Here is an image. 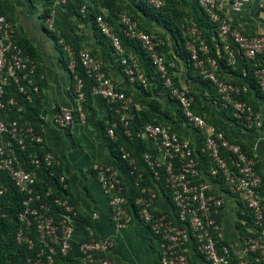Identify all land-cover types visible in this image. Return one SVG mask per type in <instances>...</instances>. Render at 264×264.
<instances>
[{"label": "built area", "instance_id": "1", "mask_svg": "<svg viewBox=\"0 0 264 264\" xmlns=\"http://www.w3.org/2000/svg\"><path fill=\"white\" fill-rule=\"evenodd\" d=\"M243 1L196 0L215 26L216 33L211 36L213 56L192 18L185 21L183 35L193 71L213 87L219 105L240 126L250 129L263 126L264 118L240 99L250 92L249 85L238 84L229 72L236 70L238 58L250 62L256 91L264 101V35L242 33L224 15L225 7L238 9ZM146 2L155 10L165 5L164 0ZM67 3L68 0H54L52 6ZM257 6L264 11V0H257ZM88 11L85 4L79 7L81 17H86ZM43 21L47 32L57 37L55 43L71 77L75 101L72 108H60L51 123L61 130L86 123L84 75L91 82L89 94L100 96L113 115L105 136L116 143L120 127L132 139V95L109 78L101 59L87 50L75 49L57 33L53 10ZM116 22L126 38L139 44L162 83V91L175 100L183 123L196 135L194 139L183 138L162 123L137 126L135 137L147 144L142 161L151 171L150 182L144 180L136 159L124 146L117 147V159L109 154L108 161L93 166L107 199L111 223L117 230L129 228L135 219L147 226L156 239L161 264H193L189 250L205 264H264V185L255 157L231 142L224 128L208 122L194 107L190 91L174 82L171 65L161 52L162 41L155 33L143 31L125 12L119 13ZM94 23L128 82L146 89L148 81L136 54L125 51L103 16L95 15ZM245 75L243 70L242 76ZM37 76L36 61L18 43L17 25L0 10V197L7 191L5 179L21 195L15 245L7 264H63L58 258L69 255L78 264H121L111 256L114 239L100 236L93 227L96 213L83 226L85 232L77 240V254L72 250L77 207L68 195L69 184L60 171L59 158L45 146L41 123L36 124L26 114L24 102L32 103L33 96L40 93ZM198 152L207 164L202 165ZM124 170L132 177L135 193L126 184ZM217 184L239 202L241 228H236L232 240L222 234L224 201L214 190ZM164 191L169 194L170 212L155 206Z\"/></svg>", "mask_w": 264, "mask_h": 264}, {"label": "crops", "instance_id": "2", "mask_svg": "<svg viewBox=\"0 0 264 264\" xmlns=\"http://www.w3.org/2000/svg\"><path fill=\"white\" fill-rule=\"evenodd\" d=\"M101 0H68L66 5L52 6L47 0H0V10L18 28V39L31 47L38 68L37 80L40 93L33 96L37 103V114L41 123L46 148L60 160V171L66 176L68 195L77 207L79 221L90 220L92 213L98 215L93 227L100 236L112 237L115 241L111 256L121 264H161L156 239L147 226L135 219L129 228L117 230L110 220L107 199L96 180L93 170L95 164L109 160V151L104 141L105 130L112 118L106 102L97 95L86 102V123H75L67 130L56 128L52 118L60 108H72L74 97L72 80L61 60V53L46 30L44 15L54 12V27L75 49H84L101 59L109 78L123 91L132 95L134 107L131 114L141 110L145 100L138 85L128 82L121 66L112 56L108 42L98 33L91 18H80L74 10L85 4L94 13L107 15ZM128 0H109L110 9L116 13L126 11ZM224 15L230 25L249 36L264 35V11L257 6V0H244L238 9L225 7ZM157 28V27H156ZM159 28V27H158ZM170 52L175 48L172 38L166 36ZM170 72L181 87L190 91L194 97V107L210 123L225 129L227 138L239 144L256 159V169L264 185V125L250 129L240 126L227 110L218 103L213 87L197 73L187 68L183 61L174 58L170 61ZM156 99L161 104L163 123L170 125L181 137L194 139L195 132L186 126L177 115L178 105L164 91L159 90ZM245 100L264 118V101L254 91L245 94ZM160 109V107H159ZM214 190L224 201L220 219L222 234L232 240L238 226L239 202L225 188L217 184ZM158 210L170 212L172 206L166 197H159L155 203ZM85 230L77 222L74 232L73 252L77 254V240ZM193 264H205L189 250Z\"/></svg>", "mask_w": 264, "mask_h": 264}, {"label": "trees", "instance_id": "3", "mask_svg": "<svg viewBox=\"0 0 264 264\" xmlns=\"http://www.w3.org/2000/svg\"><path fill=\"white\" fill-rule=\"evenodd\" d=\"M47 1L52 4L54 2V0H47ZM101 1H102L101 4L104 6V9L108 12V14L104 15L102 13H94L92 11H88V14L84 18H91L94 23L95 15L103 16L105 21L119 36L122 47L125 49V51L136 54L140 62V67L143 70L148 81V87L146 89L140 87L141 94L145 99H149L141 103L142 108L136 114L135 120H133L131 123V131L133 133L132 139L125 136L122 133V128L118 127L116 131L118 135V141L116 143H112L106 136L104 137V141L107 145L110 157L114 160L117 159L116 156L117 147L124 146L130 152L131 156L136 159L139 169L144 175V180L150 182L151 171L148 170V168L144 165L142 161V153L147 149V144L141 141L140 138H136L135 132L137 130V126L140 124H144V123L165 124L163 123L161 116L162 113L161 104L155 97L156 96L155 94L162 89V83L159 80L158 76L154 73L149 61L145 58L144 53L141 50L139 44L134 40H130L126 38L120 32L119 26L116 22L117 17L121 12H125L129 14L135 21L138 22L139 27L143 31L150 34L155 33L160 38V40L162 41L161 52L165 56L167 64L170 63V61H174V58H179L191 71H193V69L190 66L189 54L184 49L183 32L185 30V24H186L185 21L189 18H192L197 23L202 33V39L209 46V54L211 56L214 55V46H213V41L211 40V36L216 33L215 26L212 22L209 21L208 17L197 6L196 0H164L165 5L162 9L159 10H155L149 7L146 0H128L130 1L129 3L132 4V6L128 4L126 11L120 10V12L118 11V13L116 14L109 7V0H101ZM184 6H187L189 9L188 10L184 9ZM79 7H77V10H74V12L75 15L82 18L81 15L79 14ZM45 18L46 15H44L43 20ZM49 35L54 39V41L56 40L57 37L55 35L51 33H49ZM167 35H169L172 38V40L175 42V48L173 49V52H170L171 48L169 47L166 39ZM18 43L34 59V52L32 48L21 42L20 39H18ZM62 62L65 66L63 60ZM223 67L224 65L221 63L220 65L221 70L224 69ZM243 70L246 71L245 76H242ZM229 73L233 74L237 78L238 84H248L251 89L250 91H254L258 93L256 91L254 80L252 78V69L250 62L238 58L236 64V70ZM83 78L86 85L85 88L87 95L86 102L88 103L91 98V95L89 94L91 82L90 80L86 79L84 75ZM174 82L177 83L175 80ZM244 96L245 95H241L240 99L246 101ZM24 103L26 108V114L28 115V117L31 118L36 124H39L40 122L34 117V115L37 114V108H36L37 103L34 100V98L32 103H26V102ZM85 108H86V103H85ZM177 115L179 119L180 118L182 119L179 108L177 109ZM87 119H88V115H87ZM113 119L114 118L112 115L110 122ZM198 155L202 165L207 164V159L204 156H202L199 152ZM124 172H125L124 174H125L127 186L131 189L133 193H135V190L133 189V185H132L133 184L132 177L127 174L126 170H124ZM4 182L7 187V191L4 193L3 196L0 197V264H7L8 259L12 258L11 250L14 248L15 245L14 233L18 225L17 214L21 209V195L17 192V190L12 186L10 182H8L6 179ZM160 185L161 187L164 185V180L162 178L160 180ZM163 195L169 200L168 193L164 191ZM3 214H5L4 217L1 216ZM77 222L81 223L82 226H85L90 223V220L86 219L85 221H79L78 219ZM237 227L241 228V225L238 224ZM58 259L61 260L63 264H78V261L72 258V256L70 255L66 258H62V259L58 258Z\"/></svg>", "mask_w": 264, "mask_h": 264}, {"label": "rangeland", "instance_id": "4", "mask_svg": "<svg viewBox=\"0 0 264 264\" xmlns=\"http://www.w3.org/2000/svg\"><path fill=\"white\" fill-rule=\"evenodd\" d=\"M184 9H187L188 10L189 8L187 6H184Z\"/></svg>", "mask_w": 264, "mask_h": 264}]
</instances>
